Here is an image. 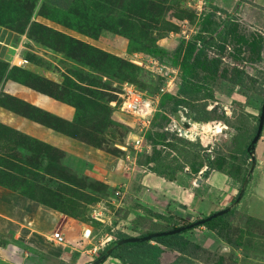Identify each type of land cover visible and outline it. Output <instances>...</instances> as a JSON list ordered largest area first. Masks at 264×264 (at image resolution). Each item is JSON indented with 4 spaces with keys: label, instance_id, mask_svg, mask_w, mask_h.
I'll list each match as a JSON object with an SVG mask.
<instances>
[{
    "label": "rangeland",
    "instance_id": "obj_1",
    "mask_svg": "<svg viewBox=\"0 0 264 264\" xmlns=\"http://www.w3.org/2000/svg\"><path fill=\"white\" fill-rule=\"evenodd\" d=\"M239 1L0 0V192L15 196L0 209V264H91L118 232L169 231L149 210L187 225L204 218L199 210L209 217L234 205L264 105V0ZM210 36L203 66L218 60L219 70L198 69L193 82L212 97L192 104L216 112L174 116L179 64ZM155 45L174 60L150 55ZM126 86L151 102L150 122L119 105ZM193 122L204 123L203 141L173 130ZM255 156L236 215L184 233L192 255L165 248L161 264H264V130ZM209 159L219 169L209 177L222 174L233 197L219 187L188 207L203 184L208 198Z\"/></svg>",
    "mask_w": 264,
    "mask_h": 264
},
{
    "label": "trees",
    "instance_id": "obj_2",
    "mask_svg": "<svg viewBox=\"0 0 264 264\" xmlns=\"http://www.w3.org/2000/svg\"><path fill=\"white\" fill-rule=\"evenodd\" d=\"M54 0L55 4H58L60 6H64L63 0ZM245 1V0H240ZM239 1V3H241ZM221 8L218 6H214L213 12L211 14H208L206 19L211 22H213V19L215 17V11H220ZM230 27V23L227 22L223 29H221L220 34H224L225 30ZM220 29V25L214 23V28L212 29V33H217V31ZM221 37L224 35H220ZM215 42V39L210 36L209 40L204 39L201 46L198 47L196 45H192L190 50L188 51L187 56L184 58L183 61L180 62L179 66L182 70V85L181 89L179 91V98L174 99L173 98V104L172 108L170 110V113L172 115L177 116V113L183 109H187V112H185V117L187 119H190L193 117V114L201 113L204 115V120H208L212 117V115L216 112L215 109L213 110H207L206 104H202V106H196L195 104H192L194 101H205L206 99H211L212 95L209 94V90L207 88H204V86L194 83L193 77H194V71H197L198 69H205L208 72L216 73L219 70L220 62L218 60H208L206 62V65L203 66L205 63L202 58L203 54L205 53L206 48L213 44ZM148 52L150 55L159 58V60H165L167 58L171 57V54L166 51L165 49L155 45L148 49ZM171 59L174 60L173 57ZM175 64L177 62L175 61ZM196 69V70H195ZM234 71H239L235 70ZM243 75L242 72H238V76L236 80L232 81L233 84H239L241 81V76ZM209 92V93H208ZM258 129V128H257ZM166 135H169V132H166ZM248 147L244 150V154L246 158H250V155L248 154ZM207 169L205 172L202 173L203 177L209 178L211 171H219V169L214 168L213 163L209 159L207 162ZM252 181V176L250 177V181ZM241 188L238 192H240ZM239 194V193H238ZM238 196V195H237ZM237 196L234 198V201L237 199ZM200 201H205L204 199H198ZM194 208L196 209V203L194 205ZM198 210V209H197ZM219 210H221L219 208ZM218 210V211H219ZM216 211V212H218ZM200 215L204 216V218H201L199 220L205 219L208 216L205 214L204 211H200ZM216 212H211L210 214H214ZM237 213V208L233 209L231 212L226 213L223 216L217 217L209 222H206L204 225L197 226L193 229L207 226L211 227L212 224L216 223L219 220H222L229 216H234ZM148 215L161 223L165 224V226L168 227V230H174L182 227H187L188 225L192 223H188L187 225H179V218L174 215H164L155 213L153 210L148 211ZM178 221V222H177ZM193 229H186L184 232L170 235V236H164V237H157L154 238L151 242H140V243H128L124 244L122 246H117L114 251L112 252L111 256L112 258H115L119 260L122 264H161V257L165 253V248L173 249L177 251L179 255V260L183 259L180 257H183V255L190 256L194 252V250L197 248V245L186 239L184 236V233L188 231H192ZM165 231V230H164ZM153 233V232H151ZM151 233L141 234L140 237L149 235ZM115 240L112 241L106 248L102 251L100 256L104 255L106 251L113 245H116V243L120 240L129 238L128 234L124 232H118L116 235H114ZM70 253H73L71 250H69ZM177 264V263H176Z\"/></svg>",
    "mask_w": 264,
    "mask_h": 264
},
{
    "label": "water",
    "instance_id": "obj_3",
    "mask_svg": "<svg viewBox=\"0 0 264 264\" xmlns=\"http://www.w3.org/2000/svg\"><path fill=\"white\" fill-rule=\"evenodd\" d=\"M186 127H189V125L186 124ZM263 130H264V105H263L262 110H261L257 133H256L255 137L253 138V140L251 141V143L247 149L248 154L251 156V160H252L251 170H250V173L248 174V176L245 178V181L241 187V190L237 196V199L235 200L234 205L232 207H228L226 209H221L218 212L212 214L211 216H209L205 219L196 221V222L188 225L187 227H182V228L169 230V231L154 232V233H151V234L143 236V237H129V238L120 240L116 243V245L111 246L106 251V253L104 255L100 256V258L93 261L91 264H103L111 256L112 252L114 251V249L117 246H122V245L128 244V243L151 242L154 238H157V237H164V236L179 234V233L184 232L186 229H193L197 226L204 225L206 222H209V221H211L217 217L223 216L226 213L230 212L233 209V207L236 206L242 200V198L245 194V190H246V187L249 183V179H250V177L254 171L255 165H256V156H255L256 147H257V143L259 142L260 138L262 137Z\"/></svg>",
    "mask_w": 264,
    "mask_h": 264
},
{
    "label": "built area",
    "instance_id": "obj_4",
    "mask_svg": "<svg viewBox=\"0 0 264 264\" xmlns=\"http://www.w3.org/2000/svg\"><path fill=\"white\" fill-rule=\"evenodd\" d=\"M121 101L119 105L130 113H140L142 117L147 119V122H150V117L152 115V109H150L151 102L146 98L145 94L141 93L137 89L132 86H126L121 95ZM185 124V123H184ZM175 125L173 130L178 133L179 137L187 138L190 141H196L199 137L200 139L203 137V131L205 129V125L199 124L198 122H193L192 126L185 127V125ZM199 124V125H198ZM201 130V131H200ZM202 132V133H200ZM202 136V137H201ZM203 141V139H201ZM137 143H139L137 141ZM91 230H87L84 234L85 238L90 237ZM52 241L59 243L63 241V237L60 233H55L52 235Z\"/></svg>",
    "mask_w": 264,
    "mask_h": 264
},
{
    "label": "crops",
    "instance_id": "obj_5",
    "mask_svg": "<svg viewBox=\"0 0 264 264\" xmlns=\"http://www.w3.org/2000/svg\"><path fill=\"white\" fill-rule=\"evenodd\" d=\"M217 5H219V4H217ZM220 7V6H219ZM210 179H209V183H211L210 185H212L211 186V188L209 189V192H208V198H206V196H205V194L207 193V192H205L207 189V187H209V185L208 184H203V186L201 187V186H199V188H195V189H193V191L195 192V193H197V196H196V194H194L193 195V197L191 198V197H189V198H186V200H187V202H186V205L188 206V207H192V204L194 203V201H195V199L196 198H200V199H209L210 200V197L211 196H214V190L215 189H217V190H219L221 187L223 188H221L222 190H220L221 192L223 191V192H225L224 190H226L224 187H226V179L224 178V176L222 175V174H220V173H218V172H216V173H214V175L213 176H211V177H209ZM260 181H262V177H261V179H260ZM260 183V182H259ZM214 187V188H213ZM220 187V188H219ZM257 186H255L254 185V188H256ZM189 191V190H188ZM225 193H227L228 195L226 196L228 199H230V198H232L233 196V192H232V190H228V192H225ZM255 193H256V191H254V192H252L251 193V196L254 194L255 195ZM2 195H4V196H2ZM250 196V197H251ZM12 197H15V196H10V194H7V193H5L4 191L3 192H0V209H1V205L2 204H4V201L5 200H7L6 198H12ZM215 199H218V197H215ZM220 199V198H219ZM259 199H261L262 201H264V195H262V196H259ZM15 202H17V201H15ZM18 202L20 203V204H23L20 200H18ZM216 203V202H215ZM219 206V205H218ZM220 207V209L223 207V206H219ZM33 207H32V204L31 203H26V204H24V210H25V212H29V209H32ZM7 211L8 212H10V210H9V207L7 208ZM26 217V216H25ZM27 218V217H26ZM3 218H2V214H0V228H2V226H1V221H3L2 220ZM4 222V221H3ZM2 231V230H1ZM6 250H7V253H10V254H12V252H10V251H13V250H11L10 248H5ZM0 250H3L2 248L0 249ZM14 252V254L16 253L15 251H13ZM86 257H87V259L88 258H90V256H87L86 255ZM107 261H109V262H107ZM104 264H122L119 260H117V259H115V258H112V257H109L106 261H105V263Z\"/></svg>",
    "mask_w": 264,
    "mask_h": 264
}]
</instances>
